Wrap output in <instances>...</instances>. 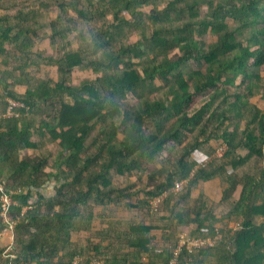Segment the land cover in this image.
Instances as JSON below:
<instances>
[{"label": "trees", "instance_id": "16d2710c", "mask_svg": "<svg viewBox=\"0 0 264 264\" xmlns=\"http://www.w3.org/2000/svg\"><path fill=\"white\" fill-rule=\"evenodd\" d=\"M32 1L0 0V264H171L183 235L210 243L178 264H264V0Z\"/></svg>", "mask_w": 264, "mask_h": 264}, {"label": "built area", "instance_id": "2783aa9c", "mask_svg": "<svg viewBox=\"0 0 264 264\" xmlns=\"http://www.w3.org/2000/svg\"><path fill=\"white\" fill-rule=\"evenodd\" d=\"M18 107V104L16 103V101H9V106H8V111H7V115L8 116H12L14 115L13 113V110L15 108ZM186 184L185 183H178L175 188L172 190L173 193H176L178 190H180L181 188H183ZM166 197L165 196H162L158 199H156L153 203H152V209L153 211H157L159 209V207L161 206V204L163 203V200L164 198ZM1 201L4 203V204H9V200L7 199V197H2L1 198ZM12 229H13V226H10L9 230L6 232L8 234H12ZM5 233V234H6ZM4 234V235H5ZM13 237L11 236V239H10V242L9 243H6V246H7V251L5 253H8L10 252L9 250L11 249V245L13 244ZM210 243V241H202V240H195V239H192L190 238L189 236L187 235H183L181 236V240H180V243L178 244V247L176 249V251L174 252V257L175 259L171 262V264H178L177 263V258L181 256V254L184 252V250L190 252V253H193L194 250H197V249H200L202 248L203 246H206ZM8 257V256H6ZM82 262V259L80 257H76L73 264H81ZM91 264H104V262H100L98 260H93Z\"/></svg>", "mask_w": 264, "mask_h": 264}, {"label": "rangeland", "instance_id": "374dc122", "mask_svg": "<svg viewBox=\"0 0 264 264\" xmlns=\"http://www.w3.org/2000/svg\"><path fill=\"white\" fill-rule=\"evenodd\" d=\"M45 1V0H44ZM30 3H33V1L31 0V2ZM30 5L31 4H29V6H27L26 8H28L29 10H30ZM32 8H36V6L34 5ZM49 10V15L52 17H55L56 15H57V12L54 10V6L53 5H51L50 6V8L48 9ZM69 13L72 15V16H76L75 14H74V10H73V8H72V6L70 5V7H69ZM109 18L111 19V15H109ZM45 22L47 23V27H48V25H49V21H48V18L47 19H45ZM49 29H51V28H48V30ZM50 33H53L54 34V31L52 30V31H50ZM51 38H52V36H51ZM46 40H48V41H43L42 43H40V45H44V44H46L45 46H47L48 48H49V50L50 51H52V50H55L56 48H57V44H54L53 46H50L51 45V39H49V38H47ZM59 40H60V38H59ZM74 41V40H73ZM261 74L262 75H264V67H261ZM10 103H11V101H10ZM254 103H257V100H254ZM213 145H215V147H218L219 148V143L218 142H215ZM178 152H180V150H177ZM195 158L196 159H199V158H201V155L199 154V153H197L196 155H195ZM204 161V160H203ZM200 162H202L201 160H200ZM204 189H205V192H207L210 196H212V198H214V199H218L219 198V191H220V182L219 181H217V182H213V183H210V184H207V185H205L204 186ZM241 191H242V189L241 188H238L236 191H235V198L237 199H239V197H240V193H241ZM197 193V192H196ZM117 216V215H116ZM121 216H128L129 217V215L127 214V213H122V214H118V217H117V219L118 218H122ZM231 225H229L230 227H232V228H234V225L232 224V223H230ZM85 236V237H84ZM86 233H82V238L84 237V238H86ZM10 239H11V235L10 234H8V233H6L5 235H4V240H3V242L4 243H9L10 242ZM77 240V237H75V239H74V241H76Z\"/></svg>", "mask_w": 264, "mask_h": 264}, {"label": "clouds", "instance_id": "9594fccd", "mask_svg": "<svg viewBox=\"0 0 264 264\" xmlns=\"http://www.w3.org/2000/svg\"><path fill=\"white\" fill-rule=\"evenodd\" d=\"M74 14H76V12H75V10H74ZM9 106V105H8ZM16 108L13 110V113H14V115H12V116H8L7 115V111H8V107H6V109H5V113L1 116V118L2 119H14V118H17L18 116H17V113H16ZM183 183H185V182H183ZM186 184V183H185ZM186 186V185H185ZM184 186V187H185Z\"/></svg>", "mask_w": 264, "mask_h": 264}, {"label": "crops", "instance_id": "0c3cea01", "mask_svg": "<svg viewBox=\"0 0 264 264\" xmlns=\"http://www.w3.org/2000/svg\"><path fill=\"white\" fill-rule=\"evenodd\" d=\"M3 14L5 15V11H3V10L0 9V15H3ZM208 184H210V183H208ZM205 185H207V184H205ZM227 211L228 210H227L226 206H224L223 209L219 208L218 211H217V213L220 214V212H221V214H223V213H226ZM229 225H231V224H229Z\"/></svg>", "mask_w": 264, "mask_h": 264}]
</instances>
